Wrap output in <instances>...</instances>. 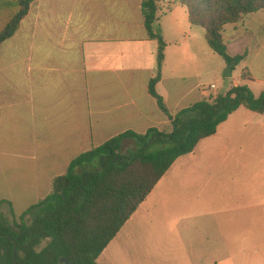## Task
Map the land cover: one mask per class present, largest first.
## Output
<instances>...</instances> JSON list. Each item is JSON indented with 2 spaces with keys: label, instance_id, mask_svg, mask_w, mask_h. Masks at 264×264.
I'll return each instance as SVG.
<instances>
[{
  "label": "crops",
  "instance_id": "0c3cea01",
  "mask_svg": "<svg viewBox=\"0 0 264 264\" xmlns=\"http://www.w3.org/2000/svg\"><path fill=\"white\" fill-rule=\"evenodd\" d=\"M157 3L154 28L166 49L155 89L173 117L212 96L204 82L214 77L215 53L177 0ZM14 9V0H0L1 21ZM223 38L229 56L244 55L241 86L258 97L264 90V13L225 25ZM156 52L142 0H34L0 50V202H6L0 208L11 211L22 202V215L51 193L52 181L73 159L114 137L168 131L170 120L148 94ZM170 171L188 178L190 202L166 225L154 209L165 198ZM168 172L97 264H119L123 242H132L122 247L127 264L148 263L138 242L164 252L170 239L176 248L188 244L190 264H198L196 246L205 257L221 250L223 260L231 257L229 241L264 238V113L239 108Z\"/></svg>",
  "mask_w": 264,
  "mask_h": 264
},
{
  "label": "trees",
  "instance_id": "16d2710c",
  "mask_svg": "<svg viewBox=\"0 0 264 264\" xmlns=\"http://www.w3.org/2000/svg\"><path fill=\"white\" fill-rule=\"evenodd\" d=\"M33 1L14 0L15 9L0 30V50L17 33ZM177 1L186 9L189 24L204 31L210 49L233 71L244 55L229 56L224 26L264 13V0ZM158 11L157 0H142L147 37L157 45L156 74L148 84V94L170 120V129L125 132L73 159L66 172L52 181L51 193L28 208L18 223L14 221L11 227L0 220V264H97L101 253L177 159L214 136L239 108L264 113V90L255 97L246 86H234L172 117L155 89L166 49L154 28ZM129 141L133 147L125 150Z\"/></svg>",
  "mask_w": 264,
  "mask_h": 264
},
{
  "label": "rangeland",
  "instance_id": "374dc122",
  "mask_svg": "<svg viewBox=\"0 0 264 264\" xmlns=\"http://www.w3.org/2000/svg\"><path fill=\"white\" fill-rule=\"evenodd\" d=\"M3 19V14L0 12V30L4 27L6 21H1ZM215 64H214V77H208L205 80L206 88L213 86V89L210 91L212 96H208L206 99L214 98L216 95H223L226 93L227 87L232 85V82H237V86H241L245 84V80L242 76L243 65L242 61L233 69L232 77L224 78V74L227 70V65L225 62L215 54ZM216 76L219 77V81L216 80ZM132 142H127L125 144V150L132 149ZM168 177L164 182V191L163 194L165 198L160 197L159 203H155L156 209L155 215L163 221L166 225H170L177 218H179L186 210H188L189 202H190V189H189V180L188 178L182 177H174L173 171L167 173ZM251 179V185L254 187V181ZM157 194V193H156ZM155 194V196H156ZM24 204L22 202L18 203L15 208L10 211L6 208H0V220L4 221L7 225H13V222L18 223V217H20L21 213L24 211ZM10 211V212H9ZM11 212L15 218L11 215ZM25 223L29 222V218L24 220ZM188 229L186 224H182L181 227H185ZM139 241V240H138ZM187 243V242H186ZM132 245V242H123L121 243L120 252L118 254V263L119 264H127L126 262V254L122 248L123 245ZM140 245H144V250L140 248V255L144 256V261L148 262L147 264H190L191 258L189 254L188 244H186L185 248L182 246L181 248H176L174 244V239H170L165 243L164 252L160 249L154 248H145V244L143 242H138ZM230 245V258H227L224 255L222 260L221 250H213L209 252L208 256H202L199 247L196 246L198 250L195 252V257L198 260V264H205V259L211 260V264H264V238L261 240H253L250 238H246L240 241H229ZM174 245V246H173ZM204 248L203 250H205ZM123 251V253H122ZM117 253V252H116ZM138 255V257H140Z\"/></svg>",
  "mask_w": 264,
  "mask_h": 264
},
{
  "label": "water",
  "instance_id": "95a60500",
  "mask_svg": "<svg viewBox=\"0 0 264 264\" xmlns=\"http://www.w3.org/2000/svg\"><path fill=\"white\" fill-rule=\"evenodd\" d=\"M223 77L224 78H230L231 77V68L230 67H227V70H226ZM65 264H67V263L65 262Z\"/></svg>",
  "mask_w": 264,
  "mask_h": 264
},
{
  "label": "built area",
  "instance_id": "2783aa9c",
  "mask_svg": "<svg viewBox=\"0 0 264 264\" xmlns=\"http://www.w3.org/2000/svg\"><path fill=\"white\" fill-rule=\"evenodd\" d=\"M161 1H163V2H169L170 0H161ZM168 5H169L168 8H170L172 6L171 3H169ZM210 89H213V86L209 87V90Z\"/></svg>",
  "mask_w": 264,
  "mask_h": 264
}]
</instances>
